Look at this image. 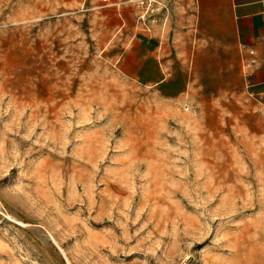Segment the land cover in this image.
Returning a JSON list of instances; mask_svg holds the SVG:
<instances>
[{
    "label": "rangeland",
    "instance_id": "obj_1",
    "mask_svg": "<svg viewBox=\"0 0 264 264\" xmlns=\"http://www.w3.org/2000/svg\"><path fill=\"white\" fill-rule=\"evenodd\" d=\"M140 1L0 0V264H264V92Z\"/></svg>",
    "mask_w": 264,
    "mask_h": 264
},
{
    "label": "crops",
    "instance_id": "obj_2",
    "mask_svg": "<svg viewBox=\"0 0 264 264\" xmlns=\"http://www.w3.org/2000/svg\"><path fill=\"white\" fill-rule=\"evenodd\" d=\"M170 9L172 40L190 30L182 27L183 21L194 23L191 30L197 32L202 51L220 55L234 50L242 63L252 59L246 66L252 85L264 92V0H174ZM144 46L149 48V40Z\"/></svg>",
    "mask_w": 264,
    "mask_h": 264
},
{
    "label": "built area",
    "instance_id": "obj_3",
    "mask_svg": "<svg viewBox=\"0 0 264 264\" xmlns=\"http://www.w3.org/2000/svg\"><path fill=\"white\" fill-rule=\"evenodd\" d=\"M151 2H152V0H141L140 1V4L148 5V3H149V5H148V8H149ZM144 15L145 14L141 15V17H144ZM250 53H252V51H250ZM251 63H253V60L252 59L250 61H245L244 65L247 66V65H249Z\"/></svg>",
    "mask_w": 264,
    "mask_h": 264
}]
</instances>
